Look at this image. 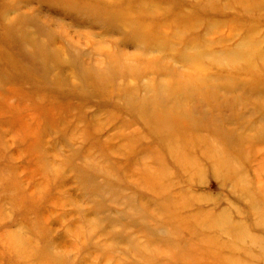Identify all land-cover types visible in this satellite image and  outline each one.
I'll return each instance as SVG.
<instances>
[{
	"label": "rangeland",
	"instance_id": "374dc122",
	"mask_svg": "<svg viewBox=\"0 0 264 264\" xmlns=\"http://www.w3.org/2000/svg\"><path fill=\"white\" fill-rule=\"evenodd\" d=\"M0 264H264V0H0Z\"/></svg>",
	"mask_w": 264,
	"mask_h": 264
},
{
	"label": "bare ground",
	"instance_id": "6f19581e",
	"mask_svg": "<svg viewBox=\"0 0 264 264\" xmlns=\"http://www.w3.org/2000/svg\"><path fill=\"white\" fill-rule=\"evenodd\" d=\"M198 58H200V54L198 55ZM236 58V56L235 57H231V60H234Z\"/></svg>",
	"mask_w": 264,
	"mask_h": 264
}]
</instances>
